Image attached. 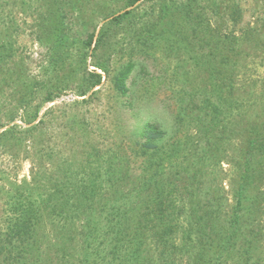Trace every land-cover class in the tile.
Listing matches in <instances>:
<instances>
[{
	"label": "rangeland",
	"instance_id": "374dc122",
	"mask_svg": "<svg viewBox=\"0 0 264 264\" xmlns=\"http://www.w3.org/2000/svg\"><path fill=\"white\" fill-rule=\"evenodd\" d=\"M183 1L141 0L131 7L129 0H0V135L13 129L0 140V223L18 197L50 198L52 208L72 215V193L105 163L123 173L106 199L131 192L143 172L139 142L145 127L155 125L165 133L163 144L180 145L164 187L178 182L185 213L195 223L206 214L214 228L228 232L250 135L264 133V0H200L207 7L200 19L178 9ZM125 10L136 17L109 26L111 15ZM103 30L104 42L88 49L89 34ZM129 62L134 68L123 96L113 79ZM94 70L102 82L88 90ZM50 93L56 96L46 102ZM219 98L224 110L214 118ZM206 114L215 119L207 136L200 133ZM147 193L153 194L130 196L142 206ZM244 205L237 246L222 264H264L261 150ZM53 213L41 214L30 262L81 264L80 224ZM154 244L149 253L157 258L161 249ZM196 246L203 244L194 240V253L175 264H193Z\"/></svg>",
	"mask_w": 264,
	"mask_h": 264
},
{
	"label": "trees",
	"instance_id": "16d2710c",
	"mask_svg": "<svg viewBox=\"0 0 264 264\" xmlns=\"http://www.w3.org/2000/svg\"><path fill=\"white\" fill-rule=\"evenodd\" d=\"M141 0H129L128 6H135ZM164 4V0H160ZM166 3V1H165ZM200 0H184L178 3L177 7L190 19H200L206 12V6L201 5ZM164 6H167L166 4ZM109 26H117L126 19L136 17L134 10H125L119 14L111 15ZM107 32L100 31L99 34L93 31L85 40L88 49L96 50L106 38ZM0 45H5L4 42ZM95 67L108 72L105 64L95 62ZM134 68L133 62L127 63L114 76L113 82L116 90L123 96L128 95L127 79ZM90 80L89 89L99 86L102 82V75L96 70L88 72ZM86 95L87 92H82ZM56 95L48 94L46 102L54 100ZM214 118L220 114L221 107L224 110V101L218 99L213 105ZM212 112V113H213ZM202 124L206 126L200 133L205 136L208 130L215 127V119L205 115ZM16 116L10 117L9 121L14 122ZM200 120V118L198 119ZM201 122H196L197 132L204 127ZM219 122H216V124ZM17 126V125H16ZM33 127L26 131L33 130ZM10 128L3 131L0 140ZM256 131V129H252ZM164 131L155 125L145 127L144 141L139 142V155L143 158V172L138 178L137 187L131 192H123L122 196L116 197L113 201H108L105 194L118 184V178L122 180L123 174L110 163H105L104 169L97 170L89 175L88 181L82 178L78 185L77 192L72 193V215L64 213L62 208H52L51 199L45 200L29 199L23 200L21 197L11 201V213L3 223H0V264H34L30 262L33 252L37 251L36 240L37 226L41 220V214L45 209L55 211V215L65 220L79 223L81 233L78 237L82 239L83 247L81 253V264H175L184 260L190 252L194 253V240L203 246L197 247L200 251L193 264H222L227 253L237 246L242 229V212L245 208L244 200L247 195V183L250 178L252 167L256 161L258 153H264V133L253 132L248 141V150L244 161V173L240 178L239 185L235 193V205L228 219V232H223L219 228H214L212 222L205 216V219L195 223L194 218L185 213V205L177 187L178 182H171L168 189L164 187L162 179L167 164H172L176 157H179L180 145L172 142L163 144ZM258 147L260 150H258ZM169 160L167 163L166 161ZM96 174L95 176H93ZM129 174V173H128ZM117 184V185H116ZM121 184H119L120 186ZM120 189V188H119ZM152 190L153 194H143L144 205L139 206L132 199L131 193L141 194ZM22 199V200H21ZM84 208V209H82ZM97 209L95 217L91 212ZM85 211V216L81 212ZM90 215V216H89ZM200 226L198 230H195ZM79 232V231H77ZM76 233L68 235L69 239ZM77 236V235H76ZM155 243L153 247L160 256L159 260L149 253L148 246ZM170 245L171 251L167 250ZM159 248V249H158ZM208 252L211 254L208 256ZM42 258L39 256V259ZM161 261V262H160ZM187 261V259H186ZM190 262V261H189ZM191 263V262H190ZM42 264V262H41Z\"/></svg>",
	"mask_w": 264,
	"mask_h": 264
}]
</instances>
